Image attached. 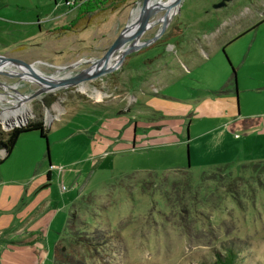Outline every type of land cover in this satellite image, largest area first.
<instances>
[{
  "label": "rangeland",
  "instance_id": "1",
  "mask_svg": "<svg viewBox=\"0 0 264 264\" xmlns=\"http://www.w3.org/2000/svg\"><path fill=\"white\" fill-rule=\"evenodd\" d=\"M82 1L68 0V6L65 0H0V55L57 74L54 67L99 57L141 2L101 5L65 29ZM217 1L180 0L169 23L185 29V38L194 35L191 24L219 31L223 19L233 22L179 52L178 59L162 45L164 31L156 44L130 51L112 71L43 91L20 105L29 108L21 123L40 116L48 129L45 137L37 129L23 130L4 158L0 151V244L8 231L3 219L12 213L3 200L17 202L18 185L50 162L60 167L52 168L44 188L67 204L57 211L49 236L62 233L72 211L74 238L90 234L98 241L88 248L72 243L83 264H214L226 247L236 253L234 264H264V139L232 125L264 114V0H226L213 7ZM158 25L151 23L139 39ZM38 86L0 69V93L28 94ZM15 101L0 95V112L21 109L11 107ZM87 125L94 127L84 133ZM4 127L0 122V131ZM175 131L185 140L169 142ZM99 133L105 142L92 150ZM57 170L62 173L56 177ZM70 240L61 242L67 247ZM43 264H53L51 249Z\"/></svg>",
  "mask_w": 264,
  "mask_h": 264
},
{
  "label": "crops",
  "instance_id": "2",
  "mask_svg": "<svg viewBox=\"0 0 264 264\" xmlns=\"http://www.w3.org/2000/svg\"><path fill=\"white\" fill-rule=\"evenodd\" d=\"M232 22L233 20L230 18L223 19L219 31L214 29L197 30L196 28L199 26L191 24V32H193L194 35L189 36V38H185L186 36H184L185 29L177 24L169 23L170 26L168 24L166 29L170 27V32L174 33V35L170 37L165 36L163 42L165 41L164 45L172 48L171 52L173 53L170 55H173L175 59H178L176 56L179 52L183 53L184 50L191 49V45L193 46L195 42L202 44L205 40L214 38V36L218 34H222L232 25ZM199 31H201L200 34H196ZM158 49V51H160V47ZM202 52L205 54V51L202 50ZM152 89L155 90L156 88L153 86ZM156 96H160L158 98L165 99L168 102L176 100V98L171 95L167 96L155 93V97ZM134 100H136L135 97ZM194 101H199V99H195ZM205 102L207 101L205 100ZM53 115L55 119L59 118L58 111L53 113ZM237 115H234V117H237ZM162 125L163 124L161 123L160 126ZM232 125L240 128V130H246L245 133L248 136L256 135L264 139V114L262 117L260 116V118L254 120L247 119L242 122L235 121V124ZM92 127L88 125L84 126V133ZM127 128V124L123 127H119L120 133L123 134ZM99 129L101 128L96 126L94 131L97 132ZM161 131V133H170V129H162ZM175 132L178 133V136H174V139L169 142H181L185 140L182 139L178 131ZM235 134L236 133L233 135L236 136ZM104 139V136L99 133L96 141L92 143L90 142V148L92 150L98 149L105 142ZM48 164L51 163L49 162ZM52 168L53 167H46L41 172L33 173L24 184L22 183L18 185L21 186L19 187L18 198H22V200L19 201L17 198L16 202V199L12 200V197L9 200L8 198L3 200L6 207L9 209L12 208L10 211L12 213H9L7 219H3V225L7 226L8 231L5 236L6 242L0 244V264H43L44 257L48 256L52 243L56 239L55 235L49 236L50 227L52 226L53 221H55L56 216H58L57 211L60 210V208H66L67 204L51 198L48 188H44L43 184L48 182L51 178ZM56 173L57 177L58 175H61L62 170H57ZM29 185H31L30 188ZM22 191H24V193ZM10 203H12L13 206H10ZM57 221L60 222V220Z\"/></svg>",
  "mask_w": 264,
  "mask_h": 264
},
{
  "label": "water",
  "instance_id": "3",
  "mask_svg": "<svg viewBox=\"0 0 264 264\" xmlns=\"http://www.w3.org/2000/svg\"><path fill=\"white\" fill-rule=\"evenodd\" d=\"M224 1L225 0H219L215 2L213 4V7L222 5ZM179 2L180 0H170L169 2H166V3H156V4L150 5L147 0H141L138 6V12H137V16L135 17V19L131 21L129 24L127 22L125 23L122 30L110 42V44L104 50V52L99 57L94 58L92 60L91 65L88 66L89 67L88 70L84 72H76L72 75L58 78L50 84H45L41 82V80L33 74L32 69H31V62H27L21 58L14 57V56L0 55V66L3 63L10 62L18 66H23L31 72V80L37 83L39 86L33 92L28 94L27 96L28 98H31L43 91H47L50 88V86L59 85L61 83L68 84V85L70 84L74 85L80 81H85L88 79L95 78L97 76H100L101 74L110 72L113 69H115L116 66H118L121 63L123 57L130 51L137 50L138 48L148 45L149 43L157 39L163 33L166 25L169 22L170 13L177 11ZM160 8L163 9L160 16L156 18L155 20H152L151 22H149L148 21L149 17L152 16ZM171 8H172V11H171ZM153 22H159V25L157 29L153 32V34L148 38L138 40L139 36L145 30V28H147V26H149ZM117 48H121V51H120V54L117 60L113 64L108 65L107 55ZM233 78L235 81L234 76ZM22 124L23 123L14 124L11 126H6L4 128L9 129L12 126H19Z\"/></svg>",
  "mask_w": 264,
  "mask_h": 264
},
{
  "label": "trees",
  "instance_id": "4",
  "mask_svg": "<svg viewBox=\"0 0 264 264\" xmlns=\"http://www.w3.org/2000/svg\"><path fill=\"white\" fill-rule=\"evenodd\" d=\"M122 1L124 0H83L82 3L78 5L77 12L74 18H72L69 21V23L63 27L65 29L69 28L80 15H83L84 13L92 11L101 5L108 4L111 7H114V6H117L118 3ZM172 35H174V33L170 32V27H169L168 30L164 33V35H162V38L164 39L165 36L170 37ZM231 75L232 77L235 76L233 70L231 72ZM31 129H37L39 131V135L45 137L48 126H46L43 123L40 116H36L35 118L27 121L23 125L13 126L7 130L0 131V150L3 151L2 158H4L9 153L19 133L23 130H31ZM2 132L5 133L4 137H2ZM2 158H0V160ZM73 217H74L73 212L69 210L67 213L66 219H65V224L61 230L62 233L59 232L57 238L52 243L51 259L53 261V264H83L82 261L78 259L76 255L77 253L73 250L74 247L72 246V243L78 242L79 244H82L83 246H86L87 248L88 246L92 247L94 245H98V241H94L93 239L94 236L90 234H84L82 236H79L80 235L79 234V235H76V238H74V235L75 233H77V230L75 228L76 220H74ZM76 226H77V223H76ZM67 236H69L71 240L68 242L69 245L66 247L65 244L61 242V240L63 238L66 239ZM235 255H236L235 252H233L229 247H226L224 254L222 255H218L217 253L215 254L216 258L214 260V264H234Z\"/></svg>",
  "mask_w": 264,
  "mask_h": 264
},
{
  "label": "bare ground",
  "instance_id": "5",
  "mask_svg": "<svg viewBox=\"0 0 264 264\" xmlns=\"http://www.w3.org/2000/svg\"><path fill=\"white\" fill-rule=\"evenodd\" d=\"M147 1L151 5V4H154L157 0H147ZM139 4H140L139 2L136 3V6L134 7V9H133V11L131 13V18L129 20V23L131 21H133L135 19V17L137 16ZM173 10H174V8H173ZM171 11H172V8H171ZM174 12L170 13V17L173 15ZM138 40H140V39L138 38ZM120 51H121V48H117V49L113 50L112 52H110L107 55V64L108 65L113 64L117 60V58H118V56L120 54ZM89 61H90V63H92V59H88V60L81 59V60H79V61H77L75 63H72L70 65L54 67V68L58 69V73L54 74V75H48L47 73L41 72L37 68V65L39 63L32 64L31 65V69H32L33 74L35 76H37L41 80V82H43L45 84H50V83L54 82L56 79H58V78L69 76V75H72V74H74L76 72H84V71L88 70L89 67L86 68L84 71H83V69H78V68H75V67L78 64H80V63L89 62ZM40 63H42V62H40ZM4 67L7 70H10L13 73H15L16 75L20 76L22 79H26V80L32 81L31 80V72L28 69H26L25 67L15 65V64H12L10 62L3 63L0 66V69L4 68ZM73 68H75V69H73ZM82 82H84V81H80V82H78L77 84H74V85H78V84H80ZM66 85H68V84L61 83L59 85L50 86V88L48 90H53V89H56V88H59V87H63V86H66ZM30 93H28V94H30ZM28 94H18L16 91H7V90H5L4 93H0V95H5L7 97L10 96V97H13V98H17V101L11 102V105H12L11 107L23 105V103L26 102V100L28 99V97H27ZM1 99L5 100L4 97H1ZM11 107L5 108V110L9 111ZM9 112L10 113L8 115L0 112L1 113L0 114V122H2V124H4V126H11V125H14V124H19L22 121L24 122L25 119H26V116L29 114V108L25 107V106H22L21 109H18L16 111L15 110L14 111H9Z\"/></svg>",
  "mask_w": 264,
  "mask_h": 264
},
{
  "label": "flooded vegetation",
  "instance_id": "6",
  "mask_svg": "<svg viewBox=\"0 0 264 264\" xmlns=\"http://www.w3.org/2000/svg\"><path fill=\"white\" fill-rule=\"evenodd\" d=\"M225 1H226V0H225ZM225 1L223 2V4L225 3ZM223 4H222V5H223ZM168 23H169V22H168ZM167 25H168V24H167ZM167 25H166V27H167ZM166 27H165V28H166ZM167 30H168V29H166V30L164 29L165 32H166ZM164 31H163V32H164ZM157 39H158V38H157ZM164 42H165V41H164ZM164 42H162V43H163L162 45H164ZM156 43H157V42H156V39H155L153 42H151V44L149 43V45H154V44H156Z\"/></svg>",
  "mask_w": 264,
  "mask_h": 264
},
{
  "label": "built area",
  "instance_id": "7",
  "mask_svg": "<svg viewBox=\"0 0 264 264\" xmlns=\"http://www.w3.org/2000/svg\"><path fill=\"white\" fill-rule=\"evenodd\" d=\"M65 2L68 4V0H65ZM49 167L48 168H50V167H60L59 165H57V164H53V165H51V164H49L48 165Z\"/></svg>",
  "mask_w": 264,
  "mask_h": 264
}]
</instances>
